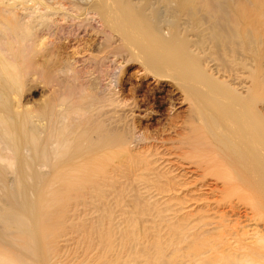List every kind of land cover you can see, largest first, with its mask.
Segmentation results:
<instances>
[{
	"label": "bare ground",
	"instance_id": "1",
	"mask_svg": "<svg viewBox=\"0 0 264 264\" xmlns=\"http://www.w3.org/2000/svg\"><path fill=\"white\" fill-rule=\"evenodd\" d=\"M89 29L99 35L97 53L66 56L62 39ZM110 57L182 95L177 143L160 134L157 145L136 150L149 136H136L140 107L134 89L123 93V69ZM163 164L186 170L170 167L167 176ZM125 184L159 199L185 189L180 205L206 201L187 227L170 229L193 242L186 259L162 258L164 241H155L157 264L264 258V0H0V264H57V239L81 205L100 207L98 220L115 218L110 208ZM137 197L130 206L139 220ZM212 204L223 208L208 213ZM170 210L167 218L179 211ZM227 211L238 216L227 222ZM96 220L87 227L109 251L112 229Z\"/></svg>",
	"mask_w": 264,
	"mask_h": 264
},
{
	"label": "rangeland",
	"instance_id": "2",
	"mask_svg": "<svg viewBox=\"0 0 264 264\" xmlns=\"http://www.w3.org/2000/svg\"><path fill=\"white\" fill-rule=\"evenodd\" d=\"M58 23L63 24L65 27L67 26V25H65V21H63V19H59ZM76 32L78 34H74L73 37H71L69 39H67V38L62 39L61 44L64 45V47H65L64 54L68 57H75L78 59L85 58L89 55L94 56L97 52L95 50H93V48L95 49V45L100 41L99 35L97 33H93V31L91 29H89L87 33L82 32V31H76ZM45 36L46 35H44L41 38V41H43L44 38H47V36L46 37ZM91 51L95 52V54L92 55L93 52H91ZM89 52H90V54H89ZM110 58L114 59V63L112 66H114V65L121 66L120 68L123 69L122 80L123 79L124 80L122 81V85H121L122 86L121 89L123 90V93L127 94V93H129L130 89L131 90L134 89V90H132L133 94H134L133 96L137 100L139 107H140L135 111L134 120H133L134 123L136 122L135 123V125H136V136L140 138L142 134L146 135V133H147V136H149L148 137L149 139H147V140H149L150 143H148L146 140V143L143 142L142 144L136 145V147H135L136 150H139V147L141 146V150L143 151L142 147H145L144 149H147V146L149 147V145L151 143H152V145H153V143H154V145L155 144L157 145L158 140L160 139V136H164V135H165L164 137L167 138L170 143H173V144L177 143L178 139H176V138H177L178 134L181 132V131H179V132H177V131L180 130V127H181L180 124H182V125L184 124V121H185L184 119L186 117L187 105H188L187 102L181 98L182 95L177 91V89L175 87L171 86L165 80H158V81L155 80L154 81L153 78H150V77L142 78L141 77L142 76V69H140L138 64H128L125 61H123L122 59L119 60V58H113V57H110ZM137 86H139V87H137ZM137 116H138V118H137ZM171 118H173V121ZM168 120H170V121L167 122ZM182 121H183V123H181ZM179 125H180V127H179ZM163 128L166 129V131ZM168 128H172V129H168ZM162 130H164L165 132ZM175 130H176V132H174ZM161 131L164 133H162ZM154 136H156V137H154ZM158 136H159V138H158ZM143 155L148 156L149 154H143ZM164 155L165 154H163V155L161 154L160 156L165 157ZM155 156L158 157V155H156V154L154 155V157ZM168 164L167 165H164V164L160 165V167L158 169L161 170L162 173H163V170L164 171L166 170L165 172L167 174L168 171L170 170V167H172V168L176 167L175 165L172 166V165H168ZM176 168L175 169L177 172H178V170H186V168H182V167H176ZM161 171H159V172L161 173ZM172 173L174 174V172H169L167 174V176L173 175ZM191 176H192V174L189 175L190 178L186 176L187 178L185 180L188 181V178H189V180H192L195 175L193 174L192 179H191ZM179 180H180V182L182 181L181 178ZM125 185H127L129 188L126 186L127 191L124 189L125 194H124V199H122L123 201L121 200V198L119 199V197H118L119 200H117L116 202H119V201L120 202L118 203L119 205L116 204L117 209L115 207L110 208V207H112L111 206L112 202L115 200V198L117 196L115 193V190L113 188H111V190L109 189L110 191L109 190L106 191L107 194L108 193L110 194V197L107 199L111 203V204L110 203L108 204L110 206L109 208L112 209L111 211H113V209L115 210V211L111 212V214L112 213H114V215L118 214V216H117L118 218L116 216L112 215L115 218H112V219L107 218L106 219L107 221L104 219H99V220H103L101 222L98 220V218L95 217L101 213V212L100 213L98 212V211L102 210L100 207H95L94 206L95 204L93 205L92 203L91 204L89 203L88 204L89 206L86 203L84 205H81V206L86 205L85 207H81V206L77 207L75 212H77V210L80 207L81 208L79 210H81V211H78L77 213H75L73 218L75 219L79 215L78 218L75 220H73V218H72L71 219L72 221L71 220L68 221V222H71L70 224L72 226L70 224L66 225L65 230H63L65 232H62L65 234V236H61L60 238L58 237V239H57V244H56L57 247L55 249L56 257H57V260L59 261L57 264H99L97 262H99V261L103 262L102 259L104 261L109 259L112 261V264H126V263L127 264H147V263L148 264H157L154 261V260H156V259H154V255L156 254V252H155L156 249L154 250L153 247H151V246L153 245V243L157 244L158 242H159V245L165 244V245H163V248L166 251H164V249H163V252H160L162 254V255L160 254V256H162V258H165L164 256L166 255L167 259H169L170 261L175 259L176 261H174V262H176V263L182 259H186L187 256H185V254L187 255V252H189V251H186V250H189L188 245L190 243L192 244L193 242H191V241L188 242L187 240H191L189 238L181 237V239L183 238L185 240L178 239L179 234L173 233V231H171V230H173L172 228H173V226L175 227V225H177L178 227L180 226L179 229L183 228V225H186L184 227H187V224H189L188 221H190L191 219H193V220L195 219V218H193L194 216H190V214L193 213V215H195L198 211H199V213L196 214L197 217L200 213L202 214L203 208H206V205H204L206 203V201L205 202H197V204L194 202H190V201H189V203L187 202L186 204H181V205L178 204L179 201H181V200L183 201V196H184L183 193L184 192L186 193V190L182 189V188L180 190L176 189V187L179 186L176 184L174 185L176 187H173V190H171L172 192L171 191H169L167 193L162 192V194H161L162 196L160 199L157 197L149 198V195L144 194V192H142L143 190L139 187L138 188L134 187V186L130 187L128 184H125ZM136 189H139V190H136ZM176 190H178V191L176 192ZM112 192L115 193V195L113 193L114 196H111ZM141 193H143V194H141ZM135 195L138 196V197L137 196L136 197L139 200L138 202H140V203H138V205H136V207L138 206L137 208L141 209L144 212L143 215L141 214L142 218H141V216L139 217V220H138L137 215H135V213H134V210H133L134 206H132V205L130 206V204L132 202H133L132 203L133 205L135 204V202L133 200L136 198V197H134ZM198 195H204L205 197L210 199V197L214 198V195H216V194H211V195L207 194L206 195L204 193V194H198ZM128 196H130V197H128ZM163 196H165V197H163ZM185 196H186V194H185ZM106 197H108V195ZM111 197L114 199H112ZM152 198L154 200H152ZM163 198H165L167 201H165V199H163ZM170 199H172V200H170ZM124 200H125V202H124ZM121 201H122V203H121ZM125 203H126V205H125ZM174 203H175L176 207H175V205H173ZM123 205L126 207H124ZM186 205L187 206L190 205V207H194V208H192L191 210H186L184 207H182V209H178V208H181L180 206L186 207ZM91 206H93V208L95 207V209L91 208ZM118 206H119V208H118ZM86 207L89 208L88 210H90V211H88ZM209 207L211 208V210L208 213H210V212L213 213V211L216 210L215 208L218 209V212L221 211V209L223 208L221 206H219V207L214 206V208H212L213 204H212V206H209ZM83 208H85V210ZM170 208L174 209V211L175 210H179V211L175 212V213H177V215L175 214V216H171V218L169 216V218H170L169 219V218H167L166 214L170 213V211L172 212V210H170ZM165 209H167V210H165ZM213 209H215V210H213ZM121 210H123V211L121 212ZM83 211H85V212H83ZM93 211L94 212L97 211V213L92 215L91 213H93ZM79 213H81V214H79ZM82 213H84V214H82ZM212 213H211V215L215 217V214H212ZM225 213H227V214L225 216L226 218L224 217L225 218L224 220L225 221L227 220V222H229L228 220H232L233 217L235 218V214H237L236 216H238L237 212L235 214H233V213L231 214L230 211L229 212L227 211ZM119 214H121V215H119ZM161 214H165V216H163ZM187 214L191 218L187 217ZM122 215H124V216H122ZM92 216H94V217H92ZM135 216H136V218H135ZM229 216H231V217H229ZM80 219H82V220H80ZM95 219L98 220V223L104 222V224H105L107 222L105 224V226L103 224L104 228L109 226L110 230L112 229L110 231V233H111V235H113L112 236L113 238L110 237V239H111L110 242H111V247L113 249L111 248L109 251L105 250V247H103L101 240L99 242V238H97L98 236L96 237V234L93 233L92 231H90V229H88L89 227H87V226H89V224L91 222L90 220H92V222H93V221H95ZM120 219H121V221H120ZM133 219H135V220H133ZM97 220H96V224H97ZM80 221H83V222L80 223ZM109 221L112 224L113 223L114 224L112 225L111 223H108ZM78 224H82V225H78ZM83 224H86V225H83ZM111 226H113V228ZM71 227H73L74 229H72ZM123 230H125V231L123 232ZM126 230L128 231L127 233L130 234L129 236H126V235H128L127 233H126V235H123V233L125 234ZM124 236H126V237H124ZM194 237L195 236H193V238L192 237H190V238H192V240L194 241V239H195ZM131 238H132V240H131ZM157 238H158V240H157ZM126 239H128V240H126ZM96 241H98V242H96ZM155 241L157 243H155ZM163 241H164V243H163ZM112 242H113V244H112ZM134 242H136V243H134ZM141 242H143V243H141ZM85 243L87 246L85 245ZM100 243H101V245H100ZM174 244H175V246H174ZM143 245H145V247H143ZM177 245L180 246L179 249L178 248L172 249V247H176ZM97 246H101V247H97ZM153 246H155V245H153ZM164 246H166V247H164ZM149 247H151V248H149ZM102 249H104V250H102ZM148 249L150 250L149 252H148ZM171 249H172V251H171ZM176 249H177V253L175 251ZM112 251H115L116 253L112 252ZM152 251H153V253H152ZM105 253H107V254H105ZM110 253L114 257H112L111 255L108 256ZM147 253H149L150 255H147ZM104 254H105V256H104ZM182 254H184V255H182ZM97 255L98 256L100 255V256L97 257ZM171 255L172 256L174 255V257H172ZM135 256H137V257H135ZM181 256H183L184 258H182ZM102 257H104V258H102ZM257 257L261 258L262 256H257ZM257 257L255 259L258 260ZM97 258H98V260H97ZM116 258H118V259H116ZM146 258H147L148 262L146 261ZM260 258H259V261L254 260V262H252V263L253 264L254 263L264 264V258H262V259H260ZM114 259L119 260V261H113ZM128 259L131 261H128ZM125 260H127L128 262H126ZM150 260H152V261H150ZM166 260H164V261H166ZM135 262H137V263H135ZM145 262H147V263H145ZM150 262H152V263H150ZM103 263H106V262H103ZM108 264H109V262H108ZM173 264H175V263H173Z\"/></svg>",
	"mask_w": 264,
	"mask_h": 264
}]
</instances>
